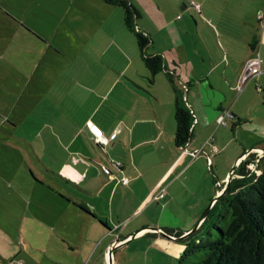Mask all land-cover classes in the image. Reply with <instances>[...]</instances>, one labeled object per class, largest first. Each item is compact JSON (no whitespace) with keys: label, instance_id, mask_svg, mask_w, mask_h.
I'll use <instances>...</instances> for the list:
<instances>
[{"label":"crops","instance_id":"0c3cea01","mask_svg":"<svg viewBox=\"0 0 264 264\" xmlns=\"http://www.w3.org/2000/svg\"><path fill=\"white\" fill-rule=\"evenodd\" d=\"M143 1L144 5L153 3ZM182 3L188 10L192 6ZM260 4L253 13L256 33L247 41L245 51L231 33L221 38L213 20L206 16L202 20L218 42L215 55L209 44L202 46L189 34L190 23L184 14L168 20L161 13L154 14L150 15L152 22L158 28L169 25L172 34L165 46L154 49L163 55L166 68L152 80L134 47V34L125 26L121 35L113 36L126 46L125 51L117 47L124 64L81 66L74 81L53 80L50 89L47 86L43 100L51 104L43 108L45 122L26 141L34 161L28 164V172L36 177L31 175L29 184L43 188L41 193L57 202L71 204L87 228L85 236L94 232L102 240L98 245L91 240L83 253L82 233L72 242L66 228L58 226L59 215L53 214L50 226L37 236L47 242L26 238L29 252L19 248L18 259L25 260L24 264H129V254L137 249L147 264L154 248L179 256L184 248L181 238L166 237L160 230L184 235L193 229L220 191L225 192L237 164L264 149V0ZM194 7L201 14L199 4ZM103 20L105 23L108 16ZM138 27L149 33L146 27ZM120 36L122 43L117 40ZM253 40L257 42L254 49L250 47ZM258 53L260 72L242 81ZM64 71L66 67L60 69V75ZM170 73L176 75L175 84L194 116L187 148L200 150L196 156L175 143L176 94ZM55 84L58 89L52 91ZM224 108L236 116L230 120L229 130L216 122ZM90 123L115 138L102 145L90 131ZM211 129V135L205 137ZM213 147L219 151L213 153ZM219 153L232 168L217 163L214 171L213 157ZM124 178L127 183L122 182ZM79 204L89 212L82 211ZM37 229L28 225L33 234ZM52 243L65 255L75 252L73 262L57 260L51 253Z\"/></svg>","mask_w":264,"mask_h":264},{"label":"rangeland","instance_id":"374dc122","mask_svg":"<svg viewBox=\"0 0 264 264\" xmlns=\"http://www.w3.org/2000/svg\"><path fill=\"white\" fill-rule=\"evenodd\" d=\"M183 1L192 5L189 10L182 7ZM262 1L153 0V5H144L143 0H132L141 12L137 24L146 27L152 39L148 54L154 53L158 46H165L169 41L166 38H171L172 34V27L158 28L150 15L161 13L168 20L179 13L184 14L190 23L189 34H194L200 45L209 44L213 55L219 53L218 42L202 17L213 20L221 38L225 39L226 34L231 33L238 40L237 46L245 51L247 41L256 33L255 5H261ZM196 4H199L201 14L194 7ZM105 16L108 20L104 23ZM194 19L198 22L195 23ZM98 26H101L99 30ZM124 28L123 8L102 0H0V264H9L10 261L17 264L21 256L17 255L19 248L29 252V238L47 242L43 236H37L43 235V230L50 226L53 214L54 217L59 215L58 226L66 228L72 242L82 233L83 253L91 240L95 245L101 242L94 232L85 236L87 228L71 204L57 202L55 197L41 193L45 192L43 188L39 190L38 186L29 184L31 175L27 166L33 165L34 161L26 141L45 122L43 108L51 103L43 98L47 97L46 92L53 80L60 83L74 81L76 70L81 66L124 64L118 48L125 51L126 46L113 37L115 33L121 35ZM122 37L117 38L121 43ZM132 37L141 58L137 40ZM65 67L66 71L60 75V69ZM54 86L52 91L59 85ZM225 127L221 126V129ZM226 128L230 129L229 126ZM212 132L209 130L205 137ZM250 156L256 157V152ZM213 160L214 171L217 163L226 169L233 166L222 153ZM209 173L212 175V171ZM234 177L233 172L231 179ZM222 195L220 191L216 199ZM221 201L225 203L226 198ZM28 225L38 228L34 234L28 230ZM58 250L52 243L51 253L57 260L73 262L75 252L68 251L65 255ZM149 254L147 264H177L178 256L172 253L154 248ZM129 255V264H145L137 249Z\"/></svg>","mask_w":264,"mask_h":264},{"label":"trees","instance_id":"16d2710c","mask_svg":"<svg viewBox=\"0 0 264 264\" xmlns=\"http://www.w3.org/2000/svg\"><path fill=\"white\" fill-rule=\"evenodd\" d=\"M107 4L120 6L124 10V23L137 40L140 56L150 73V80L166 68L160 53H147L152 43L149 33L142 31L136 22L140 10L132 0H102ZM257 42H250L255 48ZM175 76L169 80L176 94L175 143L185 146L193 136V113L182 92L175 84ZM236 117V116H235ZM255 157H247L236 166L225 192L211 206L200 226L181 238L184 248L177 258V264H264V155L252 170L249 164ZM33 178H36L31 172ZM226 202L222 203V199ZM82 211L89 212L79 204ZM104 224L102 221H100ZM179 237L182 232L167 230Z\"/></svg>","mask_w":264,"mask_h":264},{"label":"built area","instance_id":"2783aa9c","mask_svg":"<svg viewBox=\"0 0 264 264\" xmlns=\"http://www.w3.org/2000/svg\"><path fill=\"white\" fill-rule=\"evenodd\" d=\"M260 63H261V57L258 54H256V56L251 59V61L249 62L248 64V73H244L242 75V81H245L248 79V77L251 75V74H254V73H259L260 72ZM235 115L233 114V112L231 111V109L229 108H224L222 109L221 111H219V113L217 114L216 116V122L218 125H222V126H228L229 123H230V120H233L235 119ZM89 129L90 131L92 132V134L96 137L97 141L99 143H101L102 145H107L109 142H111L114 138H115V134H112V135H106L103 133L101 127L95 123H90L89 124ZM184 148V151H189V149L187 148V144L185 146H183ZM257 150V149H256ZM213 153H217L219 151V149L217 147H213L212 150H211ZM192 153V155L196 156L200 150H195V151H189ZM256 152V157L255 159L249 164V167L252 169V170H255L256 169V163L257 161L259 160V158L261 157L260 156V153L262 152V150H257L255 151ZM208 162L209 164L211 163V156H208ZM120 164V163H119ZM240 163L237 164V166L239 165ZM234 172V170L232 171V173ZM128 179L124 178L122 179V182L123 183H127ZM223 186V185H222ZM224 187V186H223ZM165 194V191L163 190L161 193H160V196H164ZM216 199H214L212 201V205L214 204ZM107 257L108 259H112V251L108 252L107 253ZM9 264H16L15 262L13 261H10ZM17 264H23V261L22 260H19L17 262Z\"/></svg>","mask_w":264,"mask_h":264},{"label":"water","instance_id":"95a60500","mask_svg":"<svg viewBox=\"0 0 264 264\" xmlns=\"http://www.w3.org/2000/svg\"><path fill=\"white\" fill-rule=\"evenodd\" d=\"M262 155H264V150H262V152L260 153V156H262ZM211 206H212V202H211V205H208V207H207V209L205 210L204 214L202 215V217H200L199 221L196 223V225L193 227V229H191L190 231H188V232L185 233L184 235L179 236L178 238H182V237H184V236H186V235H188V234L194 232V231L198 228L199 224L204 220V218H205L206 215L208 214V212H209ZM160 232H161L162 235H164V236H166V237H171V236H173L174 238H177L176 236L171 235V234H169V233H167V232H165V231H161V230H160Z\"/></svg>","mask_w":264,"mask_h":264},{"label":"bare ground","instance_id":"6f19581e","mask_svg":"<svg viewBox=\"0 0 264 264\" xmlns=\"http://www.w3.org/2000/svg\"><path fill=\"white\" fill-rule=\"evenodd\" d=\"M260 150H264V149H260Z\"/></svg>","mask_w":264,"mask_h":264},{"label":"flooded vegetation","instance_id":"af4514ba","mask_svg":"<svg viewBox=\"0 0 264 264\" xmlns=\"http://www.w3.org/2000/svg\"><path fill=\"white\" fill-rule=\"evenodd\" d=\"M262 156H263V155H262ZM230 180H231V179H230ZM230 180H229V181H230Z\"/></svg>","mask_w":264,"mask_h":264}]
</instances>
